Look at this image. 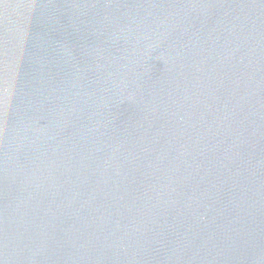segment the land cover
<instances>
[{"label":"water","instance_id":"obj_1","mask_svg":"<svg viewBox=\"0 0 264 264\" xmlns=\"http://www.w3.org/2000/svg\"><path fill=\"white\" fill-rule=\"evenodd\" d=\"M0 264H264V0H0Z\"/></svg>","mask_w":264,"mask_h":264}]
</instances>
